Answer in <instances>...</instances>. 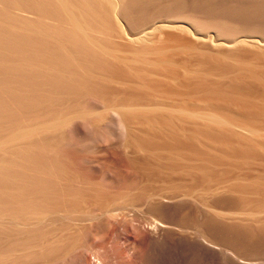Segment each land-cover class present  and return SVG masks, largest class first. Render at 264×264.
Wrapping results in <instances>:
<instances>
[{
  "label": "rangeland",
  "instance_id": "obj_1",
  "mask_svg": "<svg viewBox=\"0 0 264 264\" xmlns=\"http://www.w3.org/2000/svg\"><path fill=\"white\" fill-rule=\"evenodd\" d=\"M102 1L97 17L81 10V0L57 1L75 8L77 29L42 0H0L9 15L0 13L6 26L0 141L8 145L0 159L10 158L17 129L63 114L70 121L58 152L65 176L80 179L85 197L104 195L110 204L143 186L141 179L132 189L113 182L94 156L111 152L123 165L144 169L177 164L183 177L204 174L210 214L258 230L264 225V28L192 5L201 0H184L185 7L154 0L129 16L128 0ZM15 30L29 32L23 50ZM81 36L93 43L73 45ZM63 47L72 52L65 63Z\"/></svg>",
  "mask_w": 264,
  "mask_h": 264
},
{
  "label": "bare ground",
  "instance_id": "obj_2",
  "mask_svg": "<svg viewBox=\"0 0 264 264\" xmlns=\"http://www.w3.org/2000/svg\"><path fill=\"white\" fill-rule=\"evenodd\" d=\"M42 1L82 29L75 8L57 3L64 0ZM236 1L201 0L192 5L264 28V0ZM81 3L89 15L103 13L102 0ZM153 3L128 0L126 15L143 13ZM173 5L188 4L174 0ZM0 11L9 17L6 8ZM15 31L16 41L11 39L23 50V42L27 47L31 43L29 32ZM18 35L24 40H17ZM81 37L72 44L93 43ZM63 48L60 56L65 63L72 52ZM47 116L17 129L10 138V158L0 159V264H95V259L99 264H264V225L258 230L226 225L210 214L203 173L199 178L183 177L177 164L125 166L107 152L93 159L111 172V180L132 189L141 179L142 189L132 196L122 193L110 204L104 195L85 197L77 185L79 178L66 177L67 164L60 159L59 145L70 119L63 114ZM5 146L0 141V148Z\"/></svg>",
  "mask_w": 264,
  "mask_h": 264
}]
</instances>
